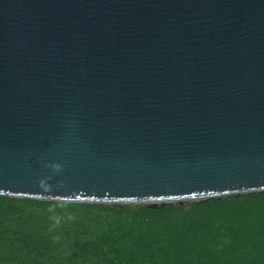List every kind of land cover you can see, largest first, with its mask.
<instances>
[{
	"label": "water",
	"instance_id": "1",
	"mask_svg": "<svg viewBox=\"0 0 264 264\" xmlns=\"http://www.w3.org/2000/svg\"><path fill=\"white\" fill-rule=\"evenodd\" d=\"M261 191L264 0H0V195Z\"/></svg>",
	"mask_w": 264,
	"mask_h": 264
},
{
	"label": "trees",
	"instance_id": "2",
	"mask_svg": "<svg viewBox=\"0 0 264 264\" xmlns=\"http://www.w3.org/2000/svg\"><path fill=\"white\" fill-rule=\"evenodd\" d=\"M0 264H264V191L166 204L0 195Z\"/></svg>",
	"mask_w": 264,
	"mask_h": 264
},
{
	"label": "clouds",
	"instance_id": "3",
	"mask_svg": "<svg viewBox=\"0 0 264 264\" xmlns=\"http://www.w3.org/2000/svg\"><path fill=\"white\" fill-rule=\"evenodd\" d=\"M52 167H54V168H56V169H59V168H60V165L56 164V165H53ZM49 211H50V212H54L55 209H54V208H49ZM52 219L55 221V223H56L57 225H59V223H60V217H58V216H53ZM68 219H73V217L69 214V215H68ZM57 238H58V237H57Z\"/></svg>",
	"mask_w": 264,
	"mask_h": 264
}]
</instances>
